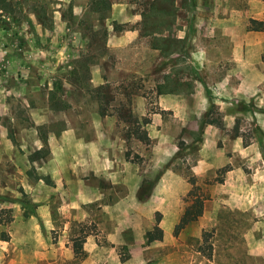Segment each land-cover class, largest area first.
<instances>
[{"label":"rangeland","instance_id":"1","mask_svg":"<svg viewBox=\"0 0 264 264\" xmlns=\"http://www.w3.org/2000/svg\"><path fill=\"white\" fill-rule=\"evenodd\" d=\"M153 1L165 7L172 23L164 34L172 36L169 47L178 48L173 53L154 48L150 26L143 25L151 23L142 13ZM213 1L110 0V8L98 12L91 0H3L0 218L11 219L0 223V264H82V243L93 239L110 246L103 230L121 226L126 231L113 238L158 240L163 214L149 213L148 200L157 196V184L169 169L189 182L194 178L190 191L209 203L207 181L199 182L192 169L206 147L204 127L210 124L200 125V116L213 104L211 117L224 127L212 125L243 139L256 138L262 133L258 124L264 123V52L255 66L259 88L251 96L218 87L223 74L246 66L219 55L230 42L209 26L202 6ZM162 18L157 13L158 26ZM115 22L123 28L116 29ZM205 81L211 86L203 89ZM171 86L178 91L159 92ZM170 94L181 97L177 105L170 104ZM130 111L138 119L147 117L149 144L127 136L134 126ZM225 114L232 119L225 122ZM160 188L157 207L160 199L163 206L173 204L166 187ZM190 191L182 196L185 209L194 199ZM79 197L99 198L83 203ZM79 202L82 209L73 206ZM83 209L90 216L81 218ZM263 216L237 214L242 233L209 228L182 237L196 258L264 264L263 229L249 227L264 223ZM116 251L127 256L123 248Z\"/></svg>","mask_w":264,"mask_h":264},{"label":"crops","instance_id":"2","mask_svg":"<svg viewBox=\"0 0 264 264\" xmlns=\"http://www.w3.org/2000/svg\"><path fill=\"white\" fill-rule=\"evenodd\" d=\"M235 1L238 2L231 5L225 0L223 2L215 0L209 4V8L204 4L202 7L207 10L205 14L215 35L221 34L230 42V48L226 52L218 51L219 55L233 58L235 63H243L247 67H244L245 71H242L240 67L235 72H226L225 77L223 74L221 85L218 87L230 89L234 94H242L244 98L245 94L251 96L252 91H257L259 88L260 80L257 78L258 70L255 66L261 62L259 59L264 52V26L263 29H252L250 25L251 19L264 21V0ZM208 52L205 49L204 55L207 56ZM244 58L246 60L242 61ZM231 78L235 80L233 85H230ZM204 83L203 89L211 86L208 81ZM191 95L193 94L187 97ZM168 97L171 105H177V101L181 98L175 94H170ZM228 117L229 115H224L225 122L232 119ZM202 119V116L198 119L200 125ZM258 125L264 142V123ZM199 126L192 127L196 129ZM223 129L212 124L204 127L206 138L203 140L202 148L206 147L201 151L192 169L193 175L199 182L207 181L210 199L207 200L209 203L205 201L203 212L196 220L189 222L175 234V226L186 211L181 204L182 196L190 191L192 184L180 173L169 169L157 184L155 189L157 196L149 197L148 200L149 213L158 210L163 214L159 222L161 238L147 243L142 236L140 240L128 242L125 237L121 240L120 237L115 239L111 236L112 234L121 236V233L126 231V227H115L114 231L103 230L112 244L107 246L93 239L82 243L80 248L86 251L82 264H106L109 260L113 264H143L145 260H150L152 264H222L216 262L213 255L210 257L204 255L201 258L200 255L197 258L193 257L194 255L191 256L190 252L193 248L189 246L185 238L183 239L182 234L185 236L191 234V231L202 232L209 228L216 233L219 231L226 234L242 233L243 231L236 227L234 217L237 214L251 212L255 216L264 215V154L260 142L257 138H252L244 144L241 133L233 134L229 132L230 130ZM218 141L221 144H218ZM160 185L166 187L164 192L169 193L168 202L173 204L163 206V200L160 199L159 207H157V197H163V188H160ZM97 198L99 197L83 199L79 197V201L85 203ZM80 202L73 206L81 208ZM137 210L133 209L140 214ZM87 216H90L89 212L83 209L81 218ZM222 218L226 220L223 222ZM219 220L222 226H218ZM249 227L254 230L262 227L264 232L263 222L253 223ZM118 248L125 249L127 254L125 259L121 258V254L116 251ZM197 252L202 254V250Z\"/></svg>","mask_w":264,"mask_h":264},{"label":"trees","instance_id":"3","mask_svg":"<svg viewBox=\"0 0 264 264\" xmlns=\"http://www.w3.org/2000/svg\"><path fill=\"white\" fill-rule=\"evenodd\" d=\"M169 1V3H173V0H167ZM3 0H0V5L2 6ZM92 8L95 11H100V12H105L110 8V0H91L90 2ZM4 7V5H3ZM5 8V7H4ZM166 9L164 8H160L157 5V2H152L150 7H149V11L147 10L146 12H143L142 15L144 16V18H147V20H151V23H144V27H149L146 30L147 34L152 36V40H151V45L154 48H159L161 50H166L169 53H173L175 51L178 50V48L176 47H169L168 44V40H170L172 38V36L170 34L165 35L164 31L166 30H170L171 29V21L164 16V14H166ZM165 12V13H164ZM157 13L163 15L164 18H162L159 22V26L157 23ZM148 22V21H147ZM115 28L116 29H122L123 26L119 25L118 23H114ZM264 24V21H258L256 19H251V25L250 28L252 29H260V27ZM178 39H183V38H178ZM180 40V41H181ZM181 49V48H180ZM184 51V49H181L180 54H182V52ZM161 86V85H159ZM99 88H101V86L96 87L97 90H99ZM163 91H169V92H177L178 89L176 87H168V88H160L159 92H163ZM214 109L213 104H211V106L209 107V109L205 112L204 118H203V123H210V124H216L219 127H224L223 125V121L221 119H217V118H212L211 117V112ZM101 114H106L107 111L105 109H102L101 107ZM130 116L133 119H128V122H132V124L134 126L129 128V131L127 133L128 137L134 136L135 138L139 139L141 142L149 144L150 143V135L148 133L147 128L145 127L146 123L148 122L147 117L143 116L141 119L136 118L133 113L130 111ZM261 130V129H260ZM259 132V131H258ZM262 132V131H261ZM260 134V135H259ZM244 138V137H243ZM261 145V149L262 152L264 154V142L262 140V135L261 133H258L257 137H256ZM251 139H243L244 144H247ZM129 153L127 152V158ZM191 182H194V178L190 179ZM194 193V190L190 191V194L192 195ZM194 195V194H193ZM203 199H201V197L199 195H194V199L193 202L191 203V205H189L184 213V215L182 216V218L180 219L179 223L176 224L175 226V234H177L183 227H185V225H187L189 222L196 220L203 212ZM11 219V217L7 218V219H2L0 218V223L3 222H7Z\"/></svg>","mask_w":264,"mask_h":264}]
</instances>
